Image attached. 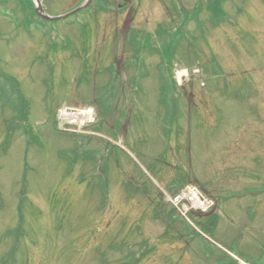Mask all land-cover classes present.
Instances as JSON below:
<instances>
[{
    "label": "rangeland",
    "instance_id": "374dc122",
    "mask_svg": "<svg viewBox=\"0 0 264 264\" xmlns=\"http://www.w3.org/2000/svg\"><path fill=\"white\" fill-rule=\"evenodd\" d=\"M208 1L0 0V264H264V0Z\"/></svg>",
    "mask_w": 264,
    "mask_h": 264
},
{
    "label": "trees",
    "instance_id": "16d2710c",
    "mask_svg": "<svg viewBox=\"0 0 264 264\" xmlns=\"http://www.w3.org/2000/svg\"><path fill=\"white\" fill-rule=\"evenodd\" d=\"M226 1H229V0H209V4L207 5V10L209 11V17L207 20H209L213 24H218V23L220 24V22L227 20L228 14L225 11V6H224ZM200 11H201L200 8H196L195 10L191 12H186L185 14H183V25H186L192 19H194L195 21L198 22V24H200L201 23L200 18H199ZM172 80L174 81V79ZM75 147H77V145ZM82 158L85 162H89L92 159V157L86 156V155H83ZM69 160H71L70 162L73 161L71 158ZM162 210L165 215H167V213L170 214L172 212V210L167 212L165 211L164 208H162ZM147 250L148 248L144 247L142 248L141 252H146ZM130 253H136V251L131 250ZM12 258L13 257L10 254L3 256L1 264H13ZM140 258L141 257L136 258L135 262H137Z\"/></svg>",
    "mask_w": 264,
    "mask_h": 264
},
{
    "label": "water",
    "instance_id": "95a60500",
    "mask_svg": "<svg viewBox=\"0 0 264 264\" xmlns=\"http://www.w3.org/2000/svg\"><path fill=\"white\" fill-rule=\"evenodd\" d=\"M91 2H92V0H88V2L84 3L81 7H79V8H77V9L71 11L70 13H68V14L65 15V16L49 17V16H47V14L44 12V9H43V7H42V3H41V1H40V0H37L36 11H37V13H38L40 16H43V17H46V18L57 19V18L66 17V16H68V15H71V14H73V13L79 11L80 9H82V8H84V7H86V6H89Z\"/></svg>",
    "mask_w": 264,
    "mask_h": 264
},
{
    "label": "bare ground",
    "instance_id": "6f19581e",
    "mask_svg": "<svg viewBox=\"0 0 264 264\" xmlns=\"http://www.w3.org/2000/svg\"><path fill=\"white\" fill-rule=\"evenodd\" d=\"M95 112L93 110H89L85 115H83V118H88L90 115H94ZM72 114L69 115V117L71 116ZM77 117H81L79 114L76 115Z\"/></svg>",
    "mask_w": 264,
    "mask_h": 264
},
{
    "label": "flooded vegetation",
    "instance_id": "af4514ba",
    "mask_svg": "<svg viewBox=\"0 0 264 264\" xmlns=\"http://www.w3.org/2000/svg\"><path fill=\"white\" fill-rule=\"evenodd\" d=\"M183 3V2H182ZM121 6V5H120Z\"/></svg>",
    "mask_w": 264,
    "mask_h": 264
}]
</instances>
